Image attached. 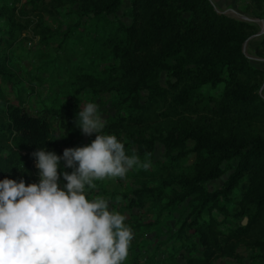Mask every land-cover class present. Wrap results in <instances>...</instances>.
Here are the masks:
<instances>
[{
  "label": "trees",
  "instance_id": "1",
  "mask_svg": "<svg viewBox=\"0 0 264 264\" xmlns=\"http://www.w3.org/2000/svg\"><path fill=\"white\" fill-rule=\"evenodd\" d=\"M125 3L131 24L120 22L117 33L105 42L118 64L103 77L83 73L77 93L110 91L120 108L129 104L138 110L139 122H174L175 131L153 129L152 138L138 144L152 151L155 140L162 141L170 164L195 154V171L171 180L185 190L181 201L193 197L197 236L207 257L222 249L214 211L227 217L224 199L236 203L235 217H248L247 224L230 227L228 237L264 250V135L256 131L264 126V97L259 93L264 70L243 49L258 25L218 11L212 0H81L80 12L107 16ZM246 11L264 20V0H248ZM256 54L264 58V38ZM3 111L6 119L0 117V130L8 139L0 140V172L19 181L17 175H27L19 172L29 166L32 152L48 144L60 150V145L44 116L14 104ZM15 135L18 149L8 143ZM227 172L223 187L207 190V181ZM160 190L143 186L132 191L131 201L143 207L144 200L158 198ZM189 225L184 221L179 234ZM199 262L191 259L188 264Z\"/></svg>",
  "mask_w": 264,
  "mask_h": 264
},
{
  "label": "rangeland",
  "instance_id": "2",
  "mask_svg": "<svg viewBox=\"0 0 264 264\" xmlns=\"http://www.w3.org/2000/svg\"><path fill=\"white\" fill-rule=\"evenodd\" d=\"M212 2L220 12L258 25V32L249 37L243 49L252 63L264 70V58L256 54V48L264 38V20L246 11L248 0ZM127 7L125 3L116 14L107 16H82L81 0H0V11L4 14V17L0 16V117L6 119L3 110H7L9 104L24 107L31 115L44 116L60 150L49 144L44 148L62 156L65 148L84 146L95 139L96 133L82 134L75 120L80 103L81 106L89 102L97 104L105 125L102 134L116 135L125 144L126 154L136 155L140 161L124 178L97 180L94 181L97 187L88 190L90 199L101 196L111 201L110 207L126 217L125 224L134 233L124 264H188L191 259L200 261L198 264H264V250L228 237L229 228L247 224L248 217H235L236 203L225 199L221 202L225 203L227 217L214 211L220 221L215 233L221 240L222 249L207 257L206 247L197 236L193 197L181 201V193L185 190L171 180L195 171V154L170 164L162 141L156 139L152 151L138 144V140L151 139L150 133L154 130L175 131L174 122H139L138 110L129 104L120 108L119 99L110 91L77 93L83 73L103 77L109 68L118 64L105 42L117 33L120 22L131 24L132 19L126 15ZM161 77L164 82L166 73ZM259 93L264 97V82ZM256 131L264 135V126ZM16 136L10 137L8 143L18 149L13 144ZM4 139H8V134L1 129L0 140ZM192 145L188 142L189 147ZM22 151L26 154L25 149ZM32 153L29 166H23L24 171L19 172L27 175H17L18 180L23 179L29 184L40 180ZM143 163L150 165L147 170L142 167ZM162 163L169 165L161 166ZM68 169L62 160L61 175L64 171L69 172ZM229 173L207 181V190L212 192L223 187ZM4 178L12 179L11 175L0 172V180ZM65 182L60 179L62 187ZM146 185L160 187V195L145 199L141 207L137 201H131L132 191ZM203 216L209 218L206 212ZM184 221L190 225L179 234ZM221 230H225L224 235ZM249 239L254 238L250 236Z\"/></svg>",
  "mask_w": 264,
  "mask_h": 264
},
{
  "label": "clouds",
  "instance_id": "3",
  "mask_svg": "<svg viewBox=\"0 0 264 264\" xmlns=\"http://www.w3.org/2000/svg\"><path fill=\"white\" fill-rule=\"evenodd\" d=\"M82 134L96 137L90 144L65 148L63 155L39 148L40 180H0V264H124L134 238L126 217L104 197H88L94 181L124 178L140 164L126 154L105 125L96 103L81 106L75 120ZM73 171L63 172L60 163ZM148 163L142 167L147 170ZM112 203V202H111Z\"/></svg>",
  "mask_w": 264,
  "mask_h": 264
},
{
  "label": "water",
  "instance_id": "4",
  "mask_svg": "<svg viewBox=\"0 0 264 264\" xmlns=\"http://www.w3.org/2000/svg\"><path fill=\"white\" fill-rule=\"evenodd\" d=\"M217 9V8H216ZM219 11V10H218ZM223 13V12H222ZM247 20H250L249 18H247ZM261 33H259V35H260Z\"/></svg>",
  "mask_w": 264,
  "mask_h": 264
}]
</instances>
